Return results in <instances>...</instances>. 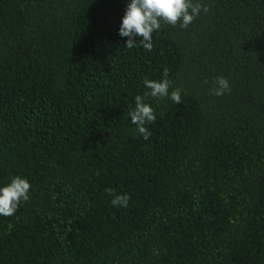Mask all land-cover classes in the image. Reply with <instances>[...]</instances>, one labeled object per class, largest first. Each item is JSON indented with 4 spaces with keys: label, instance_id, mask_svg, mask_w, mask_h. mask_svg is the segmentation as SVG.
Masks as SVG:
<instances>
[{
    "label": "trees",
    "instance_id": "obj_1",
    "mask_svg": "<svg viewBox=\"0 0 264 264\" xmlns=\"http://www.w3.org/2000/svg\"><path fill=\"white\" fill-rule=\"evenodd\" d=\"M129 2L0 0V186L31 184L0 264H264V0H201L151 51ZM164 69L182 102L145 97L146 140L128 114Z\"/></svg>",
    "mask_w": 264,
    "mask_h": 264
},
{
    "label": "clouds",
    "instance_id": "obj_2",
    "mask_svg": "<svg viewBox=\"0 0 264 264\" xmlns=\"http://www.w3.org/2000/svg\"><path fill=\"white\" fill-rule=\"evenodd\" d=\"M201 11H209V7L201 0H130L126 6L122 22L119 27V34L128 37L126 48L143 47L147 51L153 48L152 34L158 32L162 25H179L182 29L188 26L200 15ZM163 79H145L144 85L149 91L143 96H135V108L129 111L132 124L136 125L137 131L144 139H148L152 133L145 127L147 123H154L156 114L153 107L145 102V97L163 99L168 97L173 103L182 102L179 88L169 92L171 81L168 77V70L164 69ZM208 83L207 80L204 81ZM211 94L222 96L225 92H230L231 88L228 80L223 76H218L212 82ZM31 184L26 178L17 175L11 181L0 186V215L9 217L16 213L22 202L29 200ZM105 191L112 197L110 203L115 207H127L130 196L128 194H118L112 188Z\"/></svg>",
    "mask_w": 264,
    "mask_h": 264
}]
</instances>
